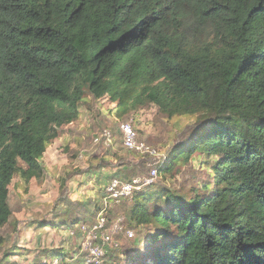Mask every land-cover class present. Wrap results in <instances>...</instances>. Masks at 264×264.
I'll use <instances>...</instances> for the list:
<instances>
[{
  "label": "trees",
  "instance_id": "1",
  "mask_svg": "<svg viewBox=\"0 0 264 264\" xmlns=\"http://www.w3.org/2000/svg\"><path fill=\"white\" fill-rule=\"evenodd\" d=\"M87 93L117 116L153 103L198 118L159 173L214 157L189 198L165 186L123 199L128 225L156 228L149 241L134 233L133 249L108 247L100 264H264V0H0V246L15 173H45L49 144ZM102 209L69 227L82 236ZM45 254L34 264H89L81 247L77 258Z\"/></svg>",
  "mask_w": 264,
  "mask_h": 264
},
{
  "label": "rangeland",
  "instance_id": "2",
  "mask_svg": "<svg viewBox=\"0 0 264 264\" xmlns=\"http://www.w3.org/2000/svg\"><path fill=\"white\" fill-rule=\"evenodd\" d=\"M114 107L115 103L107 96L95 99L87 93L80 103L78 117L63 126L59 137L49 144L43 159L45 173L30 182H26L19 172L15 173L9 186L13 214L2 229L5 242L0 246V264H34L38 259L49 261L45 254L49 250H64L69 257L77 258L75 255L84 235L72 234L74 230L69 226L75 217L93 215L101 208L107 219L110 217V229L121 219L122 229L113 234L121 247L119 252L134 248L135 235L136 240L149 241L156 226L136 229L132 224L128 225V208L132 201L117 203L107 196L104 198L107 182L111 176L130 179L149 174V169L158 167L162 157L165 158L176 143L190 137L198 118L190 115L169 117L153 103L123 116H117ZM122 124L132 125L137 142L145 143L157 153L151 165H148L151 157L148 153L129 150L124 145ZM106 130L112 133L110 145L103 136ZM97 137L100 138L98 142ZM213 158L198 152L189 163L180 162L172 172L159 173L158 180L141 192L161 191L168 186L189 198L193 188L211 180ZM19 164L23 166L22 162ZM43 222L60 224L58 227L47 226ZM82 222L80 220L76 226ZM122 232L120 240L116 235ZM126 236L134 237L127 240ZM73 263L76 264L74 259Z\"/></svg>",
  "mask_w": 264,
  "mask_h": 264
},
{
  "label": "built area",
  "instance_id": "3",
  "mask_svg": "<svg viewBox=\"0 0 264 264\" xmlns=\"http://www.w3.org/2000/svg\"><path fill=\"white\" fill-rule=\"evenodd\" d=\"M121 131L124 133V145L129 150L148 153L151 157L156 159L157 153L154 150H150V147L145 143L137 142V135L132 125L122 124ZM103 136L106 138L107 144L110 145L112 143V133L106 130ZM99 139L98 137L95 138L97 142ZM163 159L164 156L161 160ZM149 170V174L145 176H134L129 180L119 176L112 177L106 186L107 197L115 200L117 203L125 198L133 199L144 187L151 186L156 182L157 175L159 174L158 168L154 167ZM120 228L122 229L121 219L115 223L112 229L108 227V219L104 210L98 214L97 220L93 226L87 223L82 224L81 231L84 235V241L81 243V250L87 253L86 259L89 264H100L108 247L119 246L113 234L118 232ZM72 234H75V231H73ZM130 235L132 234L130 233Z\"/></svg>",
  "mask_w": 264,
  "mask_h": 264
}]
</instances>
